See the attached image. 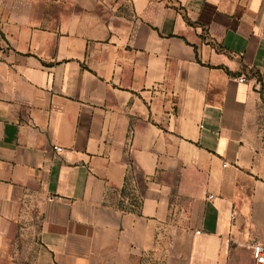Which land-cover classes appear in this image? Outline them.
<instances>
[{
    "label": "crops",
    "instance_id": "crops-1",
    "mask_svg": "<svg viewBox=\"0 0 264 264\" xmlns=\"http://www.w3.org/2000/svg\"><path fill=\"white\" fill-rule=\"evenodd\" d=\"M254 243L264 0H0V264H257Z\"/></svg>",
    "mask_w": 264,
    "mask_h": 264
},
{
    "label": "built area",
    "instance_id": "built-area-1",
    "mask_svg": "<svg viewBox=\"0 0 264 264\" xmlns=\"http://www.w3.org/2000/svg\"><path fill=\"white\" fill-rule=\"evenodd\" d=\"M256 80V78H255ZM239 81L245 82L247 81V78L245 77H240ZM255 86L257 88H260V81L256 80ZM56 151L61 152L62 148L61 147H56ZM213 195H210L209 198H213ZM234 216V215H233ZM252 255L256 261L257 264H264V245L261 243H254L252 245Z\"/></svg>",
    "mask_w": 264,
    "mask_h": 264
}]
</instances>
